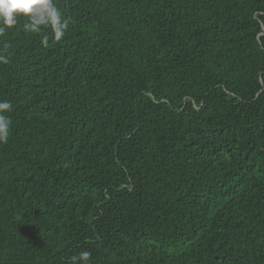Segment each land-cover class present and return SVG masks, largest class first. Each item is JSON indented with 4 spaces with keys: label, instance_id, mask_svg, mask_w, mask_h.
I'll return each mask as SVG.
<instances>
[{
    "label": "trees",
    "instance_id": "16d2710c",
    "mask_svg": "<svg viewBox=\"0 0 264 264\" xmlns=\"http://www.w3.org/2000/svg\"><path fill=\"white\" fill-rule=\"evenodd\" d=\"M55 3L0 35V264H264V0Z\"/></svg>",
    "mask_w": 264,
    "mask_h": 264
},
{
    "label": "clouds",
    "instance_id": "9594fccd",
    "mask_svg": "<svg viewBox=\"0 0 264 264\" xmlns=\"http://www.w3.org/2000/svg\"><path fill=\"white\" fill-rule=\"evenodd\" d=\"M20 18H24L22 29L26 33L41 34L45 29L49 33L41 35L40 43L47 47L49 39L60 41L68 28V20L57 7L55 0H0V35L14 28ZM0 55V63H7ZM12 103L0 100V144L7 143L11 133L12 121L5 113L11 111ZM91 253L82 251L70 257V264H89Z\"/></svg>",
    "mask_w": 264,
    "mask_h": 264
}]
</instances>
